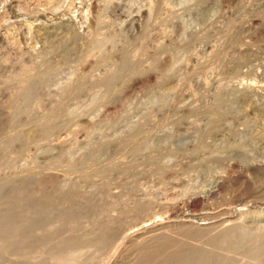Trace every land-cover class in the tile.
Masks as SVG:
<instances>
[{
  "label": "rangeland",
  "instance_id": "1",
  "mask_svg": "<svg viewBox=\"0 0 264 264\" xmlns=\"http://www.w3.org/2000/svg\"><path fill=\"white\" fill-rule=\"evenodd\" d=\"M150 1L0 0V237H15L0 264H175L178 244L206 264H264V0ZM98 41L105 70L134 66L116 94L83 91L47 123L51 86L43 111L8 120L19 64L58 65L63 85L90 62L96 80Z\"/></svg>",
  "mask_w": 264,
  "mask_h": 264
},
{
  "label": "bare ground",
  "instance_id": "2",
  "mask_svg": "<svg viewBox=\"0 0 264 264\" xmlns=\"http://www.w3.org/2000/svg\"><path fill=\"white\" fill-rule=\"evenodd\" d=\"M142 0H128V2H127V9H129L130 11H131V8H133V5L135 4V5H137L136 3L137 2H141ZM148 1V0H147ZM150 1V0H149ZM187 1V0H186ZM67 2V1H66ZM126 2V1H125ZM151 2V1H150ZM146 3H148V2H146ZM125 5V6H126ZM139 5H141V4H139ZM145 5V4H144ZM149 5V4H148ZM147 5V6H148ZM146 6V5H145ZM150 6H151V4H150ZM135 7V6H134ZM31 8V7H30ZM147 8H149V6L147 7ZM32 10V9H31ZM128 10V11H129ZM149 10H151V8L150 9H148V11ZM36 11V10H35ZM149 14H150V12H148ZM151 13H152V10H151ZM157 13V12H156ZM148 14H146V18L148 17L147 16ZM151 15V14H150ZM149 15V16H150ZM31 16V15H30ZM155 17V16H154ZM33 18V17H32ZM106 18V17H105ZM149 18L150 17H148V21H149ZM152 18V17H151ZM150 18V19H151ZM111 21V20H110ZM147 21V20H146ZM5 23V22H4ZM151 23V22H150ZM154 23V22H153ZM8 24V23H7ZM16 24V23H15ZM17 26V25H16ZM13 27V26H12ZM17 28V27H16ZM18 29V28H17ZM146 29V28H145ZM96 30V29H95ZM99 30V29H98ZM97 30V31H98ZM149 30V29H148ZM264 30V29H263ZM16 31V30H15ZM18 31V30H17ZM17 33V32H16ZM20 33V32H19ZM93 33V32H92ZM97 33V32H96ZM96 33L94 34L95 36H96ZM92 34V36H94ZM5 35H7V33H5ZM4 35V36H5ZM13 35V34H12ZM90 35H91V32H90ZM57 36V35H56ZM94 36V37H95ZM18 37V36H17ZM37 37V36H36ZM94 37H91L92 39L94 38ZM110 37V36H109ZM5 38V37H4ZM56 38V37H55ZM97 38V37H96ZM8 39V38H7ZM13 39V38H12ZM16 39V38H15ZM59 39V38H58ZM95 39V38H94ZM106 39V38H105ZM0 40H2V39H0ZM4 40H6V39H4ZM55 40V39H54ZM91 40V39H90ZM10 43H11V41L10 40H8ZM18 41V40H17ZM16 40H15V42H17ZM42 41V40H41ZM65 41V40H64ZM94 41V40H93ZM107 41V40H106ZM9 42H7V43H5L7 46H10V45H8V43ZM15 42H13V43H15ZM91 42V41H90ZM131 42V41H130ZM9 43V44H10ZM25 43V42H24ZM89 43V42H88ZM86 44V46L87 45H90V44ZM16 44V43H15ZM18 44H19V42H18ZM17 44V45H18ZM11 45H13V44H11ZM16 45V46H17ZM91 45H93L95 48H97L98 49V52L99 53H101L100 54V59L98 60V64H97V67H96V65H95V67H96V69L97 70H99L100 68H102V70H103V72H101L100 74V77L97 79V77H96V80L94 79V81H92L91 80V77L90 76H88V77H90V79L88 78L87 80H86V78H87V76H81L83 73H87V71L89 72V70H90V74H91V69L93 68L94 69V65L93 64H91L90 62H84L85 63V65L83 66V73L80 71V70H82V69H80L79 70V73L81 72L82 74L80 75L79 73H74L75 75L76 74H79L80 76H78V75H76V76H74V79L71 81V80H69L68 82H63V85H61L60 83L62 82H58L59 81V79H57L58 77L57 76H59L60 75V73H59V71H58V69L56 68L58 65V63H56V67L54 66V65H52V64H49V65H46L45 66V68H43V69H40L39 68V65L38 66H36L37 64H34L35 66H33V65H23V64H19L18 66H20L21 65V67H22V69L21 68H19L18 69V71L19 70H21V71H19V73L21 72V74L19 75V77H18V74L16 73V75H17V77H18V79L16 80L15 78V82H13V88H14V94H13V92H12V94H10V89H12V88H9V94L10 95H12L10 98H9V96L5 93V95L4 96H6L7 95V97L9 98V101H6L5 103H8L10 106H8V107H10L8 110H12L11 111V115H10V119H8V117H6V120L8 119L9 121L10 120H12V121H14V122H17V121H24V120H26L27 118H30V116L31 115H29V112H30V109L31 108H33L34 106H36V108H35V110H39V108H41L42 106L44 107V105H43V100H45V99H47L50 95H49V89H50V87L51 86H54V87H56L57 88V91L55 92V93H53L54 95H53V97L52 98H54V97H56V100H52V101H49L50 103L52 102V103H54V104H50V105H55V107L54 108H50V109H48L49 111L47 112V110H45L47 113L46 114H44L43 115V117L44 116H46V118L48 119V120H46L47 121V123L49 122V118H51L52 119V117H55L56 118V120H58L57 118H58V116H59V111L60 112H62L63 110H62V105L64 104V102H66V101H68V100H71L72 101V99H77L78 97H80V94L81 95H83V93L84 92H86V91H91V90H95L96 88H100V90H102V92H101V94H100V97H102V98H109L110 96H112V95H114V94H116L118 91H119V88H117V89H115V87L113 86V85H115L117 82L118 83H120V86H122V84L124 83L123 82V80H124V77L126 76L127 77V75H129V74H131L132 73V71H133V68H134V66H132V64H130V62L128 61L129 60V58L125 55V57H127L128 58V60L125 58V57H122V58H119L118 60H116L115 61V63H113L112 65H113V69L112 70H105V68L108 66L107 65V57L106 56H104V43L103 42H101V41H98L97 43H94V44H91ZM91 45H90V47H91ZM7 46H6V48H7ZM19 46V45H18ZM14 47V46H13ZM88 47V46H87ZM86 47V50L88 49ZM9 48V47H8ZM21 48V47H20ZM4 49V48H3ZM10 49V48H9ZM17 49V48H16ZM90 49V48H89ZM18 51L20 50V49H17ZM17 50H16V53H17ZM72 50V49H71ZM12 51H13V49H12ZM14 51H15V47H14ZM88 51V50H87ZM5 52V51H4ZM11 52V51H10ZM72 52V51H71ZM86 52V51H85ZM105 52H106V50H105ZM6 53V52H5ZM19 53H21V52H19ZM27 53V52H26ZM43 53H44V51H43ZM82 53V52H81ZM11 54H13L12 52H11ZM49 54V53H48ZM85 54H87L86 56L88 57L89 55L90 56H92L91 55V53H85ZM89 54V55H88ZM122 54V53H121ZM123 54H124V52H123ZM122 54V55H123ZM4 55V54H3ZM17 55V54H16ZM18 55H20V54H18ZM21 55H23V53L21 54ZM37 55V54H36ZM43 55V54H42ZM47 55V54H46ZM13 56V55H12ZM26 56H27V54H26ZM32 56H35V55H32ZM63 56H64V54H63ZM4 57H6V56H4ZM25 57V53H24V55H23V57L22 58H24ZM69 57V56H68ZM120 57V56H119ZM16 58V57H15ZM118 58V57H117ZM116 58V59H117ZM5 59V58H4ZM25 59H27V57L25 58ZM28 59H30V57H28ZM87 59V58H86ZM31 60V59H30ZM34 61H35V59H33ZM43 60V59H42ZM45 60H47V59H45ZM10 61V60H9ZM60 61H61V59H60ZM63 62H64V59L62 60ZM95 61V60H94ZM6 62V61H5ZM8 62V61H7ZM44 62V61H43ZM48 62H49V60H48ZM54 62V61H53ZM55 62H56V60H55ZM55 62L53 63V64H55ZM57 62H59V61H57ZM19 63H20V61H19ZM21 63H22V59H21ZM24 63V62H23ZM25 63H27V62H25ZM34 63V62H33ZM48 64L47 63V61H45L44 62V64ZM49 63H51V62H49ZM78 63V62H77ZM18 64V63H17ZM28 64V63H27ZM95 64V63H94ZM10 65V64H9ZM12 65V64H11ZM15 66L17 67V65L15 64ZM76 66V65H75ZM151 66V65H150ZM82 67V66H81ZM109 67V66H108ZM13 68V67H12ZM42 68V67H41ZM99 68V69H98ZM161 68V67H160ZM56 69H57V71L58 72H56ZM79 69V68H78ZM92 69V70H93ZM74 70H76V69H74ZM101 70V69H100ZM99 70V71H100ZM135 70H137V68L135 69ZM12 71V70H11ZM13 72V71H12ZM63 72V71H62ZM72 74H73V72H71ZM62 74V73H61ZM66 74V73H65ZM88 74V73H87ZM86 74V75H87ZM67 75V74H66ZM85 75V74H84ZM89 75V74H88ZM179 75V74H178ZM12 78L14 77V76H11ZM71 77H73V76H71ZM129 77V76H128ZM11 78V79H12ZM60 79H61V77H59ZM10 79V78H9ZM13 79V80H14ZM63 80V79H62ZM66 80V79H65ZM91 81V82H89V81ZM3 81V80H2ZM136 81V80H135ZM123 82V83H122ZM141 82V81H140ZM4 83V82H3ZM5 83L7 84V81H5ZM4 83V84H5ZM15 83V84H14ZM135 83V82H134ZM136 83H137V81H136ZM9 84H12V83H9ZM117 85V84H116ZM11 86V85H10ZM119 86V85H118ZM7 87V86H6ZM5 86H4V88H6ZM95 88V89H94ZM7 89V88H6ZM5 89V90H6ZM55 89V88H54ZM161 89V88H160ZM8 90V89H7ZM7 90H6V92H7ZM50 91H51V89H50ZM52 91H54V90H52ZM84 91V92H83ZM89 91V92H90ZM85 94H87V93H85ZM89 96V95H88ZM2 97V96H1ZM116 97V96H115ZM7 98V99H8ZM90 98H92V96L90 97ZM113 98V97H112ZM48 99H51V96L48 98ZM95 99V98H94ZM94 99H90V102L92 103V101H94ZM3 100V99H2ZM106 100V99H105ZM104 101V100H103ZM48 102V103H49ZM95 102V101H94ZM93 102V103H94ZM68 103V102H67ZM92 103V104H93ZM7 104V105H8ZM69 104V103H68ZM34 105V106H33ZM45 105H47L46 103H45ZM49 105V104H48ZM50 105H49V107H50ZM31 106H33V107H31ZM31 107V108H30ZM42 107V108H43ZM108 107H109V105H108ZM2 108V107H1ZM5 108H7V106H5L4 107V110H6ZM38 108V109H37ZM44 108H46V106L44 107ZM106 109H107V111L108 110H110L109 108H107L106 107ZM8 110H6V111H8ZM40 110H42V109H40ZM39 110V111H40ZM5 111V112H6ZM43 111V110H42ZM44 111V112H45ZM9 112V111H8ZM8 112H6V114H8ZM31 112H35V111H31ZM43 112V113H44ZM65 111H63V113H64ZM41 113V112H40ZM42 113V114H43ZM66 113V112H65ZM72 113H74V111L72 112L71 111V114ZM5 114V115H6ZM9 114H10V112H9ZM31 114V113H30ZM34 115V114H33ZM32 115V116H33ZM36 115V114H35ZM40 115V114H39ZM74 115H75V113H74ZM6 116H8V115H6ZM37 116V115H36ZM35 116V117H36ZM41 116V115H40ZM62 116V115H61ZM65 116H66V114H65ZM72 116V115H71ZM34 117V116H33ZM73 117V116H72ZM38 118V117H37ZM61 118V117H60ZM2 119H4V118H2ZM32 119V118H31ZM64 119H66V118H64ZM5 120V121H6ZM7 120V121H8ZM36 120V119H35ZM43 120V119H42ZM41 120V121H42ZM43 121H45V119L43 120ZM51 121V120H50ZM71 121V120H70ZM35 122V121H34ZM59 122V121H58ZM63 122H64V120H63ZM63 122L61 123V124H59V125H63ZM51 123H52V121H51ZM70 123V122H69ZM43 124H45V122L43 123ZM43 124L41 125V126H43ZM67 124V123H66ZM72 124V123H71ZM77 124V123H76ZM75 124V126L77 127V125ZM58 125V124H57ZM58 125V126H59ZM40 126V125H39ZM44 126H47V125H44ZM50 126V125H49ZM64 126V125H63ZM82 126V125H81ZM56 128H57V126H55ZM54 126H53V128H55ZM9 128V127H8ZM37 128V127H36ZM51 128H52V126L51 127H45L44 129L42 128H39L40 129V131H39V133H40V135H45L46 136V134H48V137L50 136V131H51ZM53 128H52V130H53ZM61 128H62V126H61ZM64 128L65 127H63L62 129L64 130ZM71 128V127H70ZM72 128H75V127H72ZM71 128V129H72ZM68 129V128H67ZM76 129V128H75ZM9 130V129H8ZM12 130H14L13 129V127L12 128H10V130H9V132H11ZM56 130V129H55ZM70 130V129H69ZM30 131V130H29ZM56 132V133H55ZM65 132V131H64ZM68 132V131H67ZM70 132V131H69ZM75 132H77V130L75 131ZM71 134L73 133V132H70ZM132 133V131L130 132V134ZM135 133V132H134ZM138 133H139V131H138ZM143 133V132H142ZM26 134V133H25ZM25 134H24V136H25ZM28 134V133H27ZM54 134L56 135L55 137L56 138H53V139H56V140H59V139H61V138H65V136L64 137H61V134L59 133V131H54ZM75 134V133H74ZM136 134V133H135ZM23 135V134H22ZM38 135V134H37ZM132 135H133V133H132ZM28 136H29V134H28ZM130 136V135H129ZM47 137V136H46ZM45 137V138H46ZM51 137V136H50ZM53 137H54V135H53ZM127 137V136H126ZM132 137V136H131ZM9 139H10V137H8ZM7 138V139H8ZM129 138V137H128ZM133 138V137H132ZM29 139H30V137H29ZM66 139V138H65ZM11 140V139H10ZM63 140V139H62ZM125 140H126V138H125ZM53 141V140H52ZM27 142V141H26ZM64 142V141H63ZM120 142V141H119ZM264 142V141H263ZM121 143V142H120ZM126 143V142H125ZM125 143H124V145H125ZM146 144V143H145ZM70 145V144H69ZM132 151V150H131ZM58 163V162H57ZM60 165V164H59ZM50 176V175H49ZM106 182V181H105ZM100 184V183H99ZM40 194V193H39ZM38 201V200H37ZM34 202V201H33ZM43 205V204H42ZM33 207V206H32ZM44 207V206H43ZM30 209V208H29ZM243 211H241V213H239V216L241 215V214H245V212H243ZM243 214V215H244ZM248 213L246 212V216H248L247 215ZM42 215V214H41ZM263 216H264V214H263ZM243 217V216H242ZM241 217V218H242ZM256 217V216H255ZM258 217V216H257ZM259 217H261V219H262V216H260V214H259ZM258 217V218H259ZM253 218V217H252ZM251 218V219H252ZM185 219V218H184ZM188 219V218H187ZM193 219V218H192ZM245 219V218H244ZM250 219V220H251ZM254 219H257V218H254ZM253 219V220H254ZM264 219V218H263ZM7 220V219H6ZM207 220V219H206ZM257 220H260V219H257ZM17 221V220H16ZM21 221V220H20ZM245 222V221H244ZM251 222V221H250ZM259 222V221H258ZM11 223H13V222H11ZM21 223V222H20ZM19 223V224H20ZM15 224V223H14ZM45 224V223H44ZM231 224V223H230ZM229 224V225H230ZM18 225V224H17ZM25 225V224H24ZM24 225H21V226H23V227H25ZM63 225V224H62ZM245 225V224H244ZM250 225H251V223H250ZM258 225V224H257ZM263 225V223L259 226V227H261ZM20 226V225H19ZM28 226V225H27ZM61 226V225H60ZM221 226V225H220ZM246 226V225H245ZM18 227V226H17ZM19 228V227H18ZM17 228V229H18ZM189 228V227H188ZM210 227L208 226V229H209ZM214 228V227H213ZM216 228V227H215ZM23 229V228H22ZM198 229H200V228H198ZM4 230V229H3ZM3 230H1V231H3ZM6 230V232H8V236H7V234H6V232L4 233V231ZM4 231H3V233L5 234V236H7V237H9V238H11V240H12V237H14V236H10V235H14V234H10L9 233V231H7L8 230V227L5 229ZM16 230V229H15ZM19 230H20V228H19ZM34 230V229H33ZM193 230V229H192ZM201 230V229H200ZM202 230H204V229H202ZM218 230V229H217ZM221 230V229H220ZM229 230V229H228ZM228 230L227 229H223V230H221V231H219L218 233L219 234H217V235H219L220 236V238L222 239V241L223 242H227V240H228V238H230L231 237V239H232V236H231V234L228 232ZM245 230H246V228H245ZM21 231V230H20ZM249 231V230H248ZM13 233H14V231H12ZM11 232V233H12ZM18 232V231H17ZM23 232V231H22ZM34 232V231H33ZM0 233H2V232H0ZM35 233V232H34ZM213 233V232H212ZM4 234H3V236H4ZM10 234V235H9ZM211 234V233H210ZM246 234V233H245ZM255 234V233H254ZM253 234V235H254ZM259 234V233H258ZM262 233H260V236L262 237V235H261ZM27 235V234H26ZM249 235V234H248ZM251 235V234H250ZM4 236V237H5ZM24 236V235H23ZM252 236V235H251ZM259 236V237H260ZM264 236V235H263ZM4 237L2 238V237H0V238H2L3 240H5V239H7V237L4 239ZM19 237H21V236H19ZM112 237V236H111ZM255 237H256V235H255ZM9 238H8V240H9ZM15 238V237H14ZM18 238V237H17ZM45 239V238H44ZM264 239V238H263ZM262 239V240H263ZM8 240H5V241H7L8 242ZM73 240V239H72ZM106 240V239H105ZM104 240V241H105ZM256 240H258V239H256ZM256 240H254V245L256 244V243H259L260 244V242H263V241H260V242H257ZM259 240H260V238H259ZM258 240V241H259ZM0 241H1V239H0ZM17 241H19V240H17ZM68 241V240H67ZM103 241V239H102V243L104 242ZM228 241H230V239L228 240ZM63 242V241H62ZM101 242V241H100ZM256 242V243H255ZM1 243H4V241L2 242L1 241ZM14 243V242H13ZM12 243V244H13ZM30 243V242H29ZM28 243V244H29ZM105 243V242H104ZM172 243V242H171ZM4 244H6V242L4 243ZM89 244V243H88ZM175 244V243H174ZM209 244V243H208ZM14 245H15V243H14ZM26 245V244H25ZM253 245V246H254ZM11 246V245H10ZM23 246V245H22ZM42 246V245H41ZM172 246H174V245H172ZM207 246V245H206ZM256 246V247H255ZM254 247V252H259L260 251V249H262V248H260L261 247V245L259 246L258 245V248H257V244L255 245ZM170 247V245L167 247V248H169ZM175 247V246H174ZM176 247H179V244H178V246H176ZM176 247H175V251L173 250V249H171V250H173L174 252H172L171 251V253L170 254H167V257L165 258V260L166 261H170L172 258H174V255L176 256L175 258H176V260L175 261H173L175 264H206V262L203 260L204 259V257L202 258V255L200 256V252H202V251H200V250H198V251H200L199 253H198V251L196 250V248H195V250L196 251H194V249H192V250H190L188 247V249L189 250H184V247L182 248V246L180 247V248H182V249H176ZM222 247V246H221ZM262 247H264V246H262ZM30 248V247H29ZM166 248V249H167ZM25 249H26V246H25ZM28 249V248H27ZM170 249V248H169ZM186 249V248H185ZM256 249H258V251H256ZM177 250V251H176ZM182 250V251H181ZM167 251H168V249H167ZM170 251V250H169ZM147 252V251H146ZM242 252V251H241ZM244 252H245V250H244ZM262 252H264L263 250L261 251V255H262ZM165 253V252H164ZM169 253V252H168ZM256 254V253H255ZM264 254V253H263ZM257 255V254H256ZM260 255V254H259ZM264 256V255H263ZM39 258V257H38ZM207 258V257H206ZM205 258V259H206ZM219 258V257H218ZM218 258H216V259H218ZM158 259V258H157ZM221 260V258H219L218 259V261H217V263L216 264H218V262ZM229 259H227V261H226V263L228 262V264H229V261H230V263H231V260H229ZM58 261L61 263V259H58ZM151 261H153L152 259H151ZM151 261L149 260V262H147V264L148 263H151ZM206 261H208V258H207V260ZM214 262L215 261H213V263L212 264H214ZM170 263V262H169ZM208 263V262H207ZM224 263V262H223ZM219 264H221L220 262H219Z\"/></svg>",
  "mask_w": 264,
  "mask_h": 264
}]
</instances>
